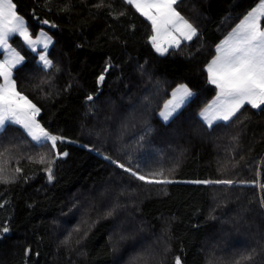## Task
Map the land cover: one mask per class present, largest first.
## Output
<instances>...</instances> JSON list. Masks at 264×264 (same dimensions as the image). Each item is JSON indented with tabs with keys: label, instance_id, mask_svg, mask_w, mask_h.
Masks as SVG:
<instances>
[{
	"label": "trees",
	"instance_id": "obj_1",
	"mask_svg": "<svg viewBox=\"0 0 264 264\" xmlns=\"http://www.w3.org/2000/svg\"><path fill=\"white\" fill-rule=\"evenodd\" d=\"M14 3L33 37H52L37 51L9 41L16 88L63 139L0 131V264H264V105L199 117L218 93L216 45L258 0H177L196 35L163 54L126 0ZM179 84L193 95L164 122Z\"/></svg>",
	"mask_w": 264,
	"mask_h": 264
},
{
	"label": "snow or ice",
	"instance_id": "obj_2",
	"mask_svg": "<svg viewBox=\"0 0 264 264\" xmlns=\"http://www.w3.org/2000/svg\"><path fill=\"white\" fill-rule=\"evenodd\" d=\"M177 0H127L135 9L150 21L154 35L151 37L153 47L163 54L167 48L160 43L163 35L168 42L178 44L173 32L180 33L186 40L196 35V29L175 10ZM264 0H258V5L246 13L243 19L234 29L230 37L218 46L216 57L207 65L208 80L218 89V95L213 110L212 119L229 120L245 104L252 108H260L264 105ZM47 23V21H45ZM18 36L32 51H37V45L42 43L41 36L33 38L25 20L16 11L14 0H0V55L7 53L6 59L0 61V131L8 124L21 125L32 140L42 143L51 142L56 147L58 138L50 135L36 120L40 109L16 88V82L12 78V69L19 65L23 57L9 45V41ZM50 38L43 36V48L46 50ZM40 60L50 65L46 56L41 55ZM103 80V76L100 77ZM193 93L184 85H181L173 93L174 100L165 105V110L160 113L164 122L172 118L176 110L185 103V98ZM88 100H92L89 96ZM208 110L201 116L208 120ZM67 155V153H64ZM121 168L123 164L119 165ZM131 171V169H126ZM19 171V169H17ZM50 171V170H49ZM134 176L135 172L132 173ZM162 175V174H158ZM49 179L52 176L49 175ZM141 181L147 183H171L170 180L148 179L143 175L138 176ZM192 183H223L232 184L231 180L223 181H192ZM4 232L8 229L4 228ZM176 264H180L179 258Z\"/></svg>",
	"mask_w": 264,
	"mask_h": 264
},
{
	"label": "crops",
	"instance_id": "obj_3",
	"mask_svg": "<svg viewBox=\"0 0 264 264\" xmlns=\"http://www.w3.org/2000/svg\"><path fill=\"white\" fill-rule=\"evenodd\" d=\"M127 1V0H126ZM258 5V3L255 5V6H257ZM134 6V5H133ZM254 6V7H255ZM243 19V18H242ZM241 19V20H242ZM240 20V21H241ZM240 21L219 41V43L216 45V49H217V47L218 46H222L223 45V43H224V41L225 40H227L229 37H230V35L233 33V31H234V29H236V27H237V25H239V23H240ZM153 35H154V33H153ZM172 35L175 37V39H176V41H178V44L180 43V42H182V41H184V40H186V39H184V37L183 36H181L180 35V33H178V32H173L172 33ZM160 43H161V45L163 46V47H165V48H167V50L169 49V48H171V47H174V46H177L178 44H172V43H170V42H168V40H167V38L166 37H164L163 35L160 37ZM153 44V43H152ZM155 48V47H154ZM156 50V49H155ZM160 53V52H159ZM165 53V52H164ZM216 55H217V51H216ZM216 55H215V57H216ZM214 57V58H215ZM213 58V59H214ZM212 59V60H213ZM211 60V61H212ZM210 61V62H211ZM209 62V63H210ZM12 75H13V71H12ZM181 85H184V86H186L185 84H179V85H177L176 87H175V89L173 90V92H172V94H171V96H170V98L167 100V102L165 103V105L170 101V100H174V97H173V93L176 91V89L177 88H179ZM187 87V86H186ZM188 88V87H187ZM189 89V88H188ZM190 90V89H189ZM191 91V90H190ZM217 95H218V93H217ZM217 95H215L202 109H201V111L199 112V117H200V119L206 124V125H210V124H212V123H214V122H217V121H224V120H222V119H212V116H213V110L210 108V106H214V102L216 101V98H217ZM189 98L190 97H187V98H185V103L189 100ZM185 103H183L177 110H176V112L177 111H179V109L185 104ZM165 105L163 106V108H162V110H161V112L162 111H164L165 110ZM251 106V105H250ZM205 110H208V112H207V115H208V117H209V119L208 120H205L202 116H201V113L202 112H205ZM160 112V113H161ZM175 112V113H176ZM174 113V114H175ZM173 114V115H174ZM161 118V117H160ZM162 119V118H161ZM163 121V120H162ZM228 121V120H227Z\"/></svg>",
	"mask_w": 264,
	"mask_h": 264
},
{
	"label": "rangeland",
	"instance_id": "obj_4",
	"mask_svg": "<svg viewBox=\"0 0 264 264\" xmlns=\"http://www.w3.org/2000/svg\"><path fill=\"white\" fill-rule=\"evenodd\" d=\"M37 36H41V38H42V43L40 44V45H37V49L38 48H43V36H47L48 38H50V43L48 44V47H47V49L49 48V46L51 45V43H52V37L46 32V31H44V30H42V31H40L39 32V34L37 35ZM33 38H36V37H33ZM9 45L12 47V48H14L17 52H18V50L13 46V45H11L10 43H9ZM46 49V50H47ZM45 50V49H44ZM21 55V54H20ZM22 56V55H21ZM43 56H45L44 54H43ZM6 57H7V53H5L4 55H0V61H2V60H4V59H6ZM12 78H13V75H12ZM0 83H3V79L2 78H0ZM18 91V90H17ZM22 94V93H21ZM22 95H24V94H22ZM24 96H26V95H24ZM27 97V96H26ZM28 98V97H27ZM29 99V98H28ZM29 100H31V99H29ZM31 102L34 104V102L31 100ZM37 107V106H36ZM38 116V115H37ZM36 120L39 122V120H38V118L36 117ZM39 124H40V122H39ZM41 125V124H40ZM42 126V125H41ZM43 127V126H42ZM45 129V128H44ZM46 130V129H45ZM26 131V130H25ZM47 131V130H46ZM50 135H54V136H56L55 134H53V133H51V132H49V131H47ZM57 137V136H56ZM61 139H63V138H61ZM49 143H51L50 141H48Z\"/></svg>",
	"mask_w": 264,
	"mask_h": 264
},
{
	"label": "water",
	"instance_id": "obj_5",
	"mask_svg": "<svg viewBox=\"0 0 264 264\" xmlns=\"http://www.w3.org/2000/svg\"><path fill=\"white\" fill-rule=\"evenodd\" d=\"M45 25H47V24H45Z\"/></svg>",
	"mask_w": 264,
	"mask_h": 264
},
{
	"label": "bare ground",
	"instance_id": "obj_6",
	"mask_svg": "<svg viewBox=\"0 0 264 264\" xmlns=\"http://www.w3.org/2000/svg\"><path fill=\"white\" fill-rule=\"evenodd\" d=\"M200 116V115H199Z\"/></svg>",
	"mask_w": 264,
	"mask_h": 264
}]
</instances>
